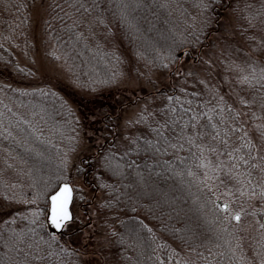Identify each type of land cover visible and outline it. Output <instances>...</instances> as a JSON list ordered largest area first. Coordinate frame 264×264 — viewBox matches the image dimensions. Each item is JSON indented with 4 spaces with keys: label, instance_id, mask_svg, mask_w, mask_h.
<instances>
[{
    "label": "snow or ice",
    "instance_id": "1",
    "mask_svg": "<svg viewBox=\"0 0 264 264\" xmlns=\"http://www.w3.org/2000/svg\"><path fill=\"white\" fill-rule=\"evenodd\" d=\"M108 5L104 7V0H60L59 3L51 0L47 5L48 14L44 24L46 29H51L47 36L54 37L57 45H63L64 40L54 35L57 29L61 30L69 44L82 41L88 51H95L99 60L110 69L109 72L101 73L98 67L92 65L94 73L99 76L93 79V73L87 74V80L82 85L86 88L96 84H115L123 76L120 71L123 57L119 52L105 49L98 39L94 46L89 47L88 36L96 37L94 25L99 23L107 26L104 14L111 7L118 9L121 23L133 27L127 3L113 4L112 0H108ZM32 6L29 0H16L15 4L9 0L5 10L11 9L17 15L10 18L9 35L3 37L4 40L14 41V33L26 36L27 27L35 26L30 11ZM160 7H169L168 0H162ZM201 7L207 8L208 5L202 3ZM250 9L252 5H245V19L251 27L258 17L264 16V0H261L256 10ZM41 14L37 10L36 15ZM49 21L58 24L53 27ZM21 28L24 30L20 31ZM51 55L59 59L55 51ZM96 58L93 57L94 60ZM174 59L171 50L166 57H156L164 68ZM206 63L211 65L212 61ZM224 65L225 75L219 84H209L204 80L189 81L203 84L204 88H182L178 90L179 94L173 90L171 94L163 96L159 107L154 98L139 96L137 103L139 100L145 102L124 121L122 139L125 143L116 144L114 151L110 150L102 157V167L114 175H122L125 168L140 167L131 160L132 155L143 156L144 163L150 168L161 162L165 165L178 162L182 166L177 168L178 175L186 172L205 188L224 186L226 196L230 198L217 197L211 200L213 208L217 210L213 222L220 221L214 233L215 241L201 239L199 235L189 232L187 240L180 237L181 248L172 247L158 238L149 225L136 217L138 227L129 228L124 234H115L118 242L127 245L128 252L125 255L133 260V264H264V57L260 60L227 59ZM176 75L181 76V73L177 72ZM185 75L192 76L193 73ZM145 79L150 80V77ZM76 83L81 84V81L77 80ZM224 84L227 85V91H222L221 85ZM41 95L45 93L41 92ZM51 95L57 94L52 92ZM61 104L67 107V102L62 98ZM39 111L44 113V107H40ZM12 115L27 125L37 139H43L29 120H24L19 113ZM32 115L36 116L37 113L33 112ZM2 117L3 113H0V127L4 123ZM40 122H44L43 116ZM16 127L20 125L17 123ZM0 136L24 148L25 154L31 151L43 155L27 139L15 137L9 128H4ZM5 151L8 153L4 159L5 168L0 169V215L3 216L0 219V248L5 251L0 264H67L63 257L73 255L75 249L62 245L56 232L45 231L46 226L64 229L75 218L72 205L78 188L64 173L68 167L67 153L60 161L61 167L56 175L44 176L42 183L30 175L29 183L25 184L15 178L7 179L11 173L16 176L25 173L23 168L9 163L14 149L9 146ZM164 155H171L172 160L156 159ZM20 163L26 164L27 160L22 157ZM28 171L31 173L32 169ZM237 192L239 199L235 194ZM211 195L215 196L216 193ZM38 201H43L42 207L38 206ZM233 203H244L247 211L245 207L234 208ZM13 205L17 207L9 212L8 209ZM248 215L253 218L254 233L238 235L239 223L242 217ZM233 220L237 224L230 227ZM18 221L23 222L24 226H14ZM145 230L147 236L142 235ZM41 232L45 234L41 235ZM245 236L252 241V247L244 246Z\"/></svg>",
    "mask_w": 264,
    "mask_h": 264
},
{
    "label": "trees",
    "instance_id": "2",
    "mask_svg": "<svg viewBox=\"0 0 264 264\" xmlns=\"http://www.w3.org/2000/svg\"><path fill=\"white\" fill-rule=\"evenodd\" d=\"M8 2L9 0H0V66L2 71L5 69L6 74L13 79L17 78V81L11 80L0 83V113H3L2 119L4 121L3 126L0 127V132H3L4 128H9L15 137L27 139L29 144H33L43 155H36L35 152L31 151L25 154L24 148L13 144L11 140L5 141L4 136H0V169L5 168L4 159L8 155L5 149L11 146L14 151L9 163L14 164L17 168H23L25 174L16 176L15 173H11L7 175V179L15 178L27 184L31 175L42 183L44 176L58 173L61 167L60 161L67 153L69 157L68 167L64 173L70 181L75 178L81 181L82 186L74 182L78 188L74 203L86 215L84 222L76 221L74 216L75 218L67 224L69 226L76 222L74 227L69 230L64 228L57 232L59 242L75 249V253H78V255L74 253L71 256H64L63 259L67 264H90L91 262V255L89 254L92 253L91 250H88L87 247L81 248L70 244L68 241L70 235L80 233V230L92 221L91 209L96 211L100 220L99 224L105 230V235L109 239L108 250L116 264H133V260L125 255L128 252L127 245L118 242V237L115 234H124L129 228L138 227L136 217L149 225L158 238L163 239L172 247L181 248L180 237L187 240V233L189 232L199 235L201 239L215 241L214 233L217 231V224L220 221L213 222V217L217 213L211 203V200L216 199L215 196L211 195L214 189L202 187L186 172L184 175H178L177 168L182 167L178 162H172L168 165L161 162L150 168L144 163L143 156L132 155L131 160L140 167L125 168L122 175H114L102 167L104 154L110 150L114 151L116 144L125 143L122 139L124 129L119 126L117 121L119 112H114L113 108L107 107L108 101L103 102L100 106V109H103V106L108 109L101 110L96 119V123L100 125L97 130H100L102 136L100 143L94 147L91 153L81 156L74 163L71 162L70 156L77 150L88 130V123L86 122L88 98L84 96L86 93L83 94L81 91L102 93L100 90H107V93L101 96L107 99L110 97L111 88L117 83L83 87V82L87 80V74L93 73V79L99 76L98 73H94L92 65L98 67L101 73L109 72L110 69L99 60L95 51H88L82 41L78 43L74 41L69 44L65 34L59 29L54 35H59L61 40H64V44L57 45L54 42V37L49 38L47 36V32H50L51 29H46L44 24L48 14L47 5L51 3V0H29L32 5L39 2L45 8L42 33L52 44L51 50L47 52L48 57L63 64L72 82L79 89L70 88V92L75 93V97L69 93L72 102L64 94V88L53 86L48 82L30 85L27 80H31L35 76V71L30 65V50L32 49L29 39L30 26L27 27L26 36H19L14 33V41L3 39L9 35L10 18H15L17 15L11 9L5 10ZM11 2L15 4L16 0H11ZM56 2L59 3L60 0H56ZM118 2L129 5L133 27L121 23L118 9L111 7L104 14L107 26L99 23L94 25L95 38L88 36L85 31V35L88 36L89 47L94 46L98 39L104 44L105 49H114L119 52L123 57V62L120 65L123 76L127 72L137 77H140L141 73L147 74L151 70L167 72L170 82L154 92L147 93L148 95L153 93L152 98L155 99L157 107H159L163 96L171 94L173 90H177V94H179L178 90L182 88L203 89L199 83L190 86L183 79L174 80V73L177 70L176 63L180 56L193 61L199 58L201 51L208 48L212 37L219 33L220 20L227 8L233 6L232 1L168 0L169 7L167 8L160 7L162 0H112L113 4ZM202 3H206L208 7H201ZM104 7H109L108 0H104ZM242 9L241 14L245 15V8ZM233 12H239L238 8H233ZM49 23H52L53 27L58 24V22L52 21ZM239 29L244 37L248 35L247 28L239 27ZM23 30V28L20 29V31ZM194 33L195 35H193ZM67 35L70 36L71 34ZM169 50L173 52L175 59L167 68H164L160 66L156 57L158 55L166 57ZM53 51L57 53L59 59L51 55ZM17 54L24 56L28 64L20 63L17 60ZM93 57L97 58L94 60ZM108 59L111 60V57L109 56ZM122 77H119V81ZM77 80L81 81V84H77ZM18 89L27 91H17ZM33 89L38 91H32ZM41 92L45 95H41ZM52 92L57 95L52 96ZM147 94L142 95L146 97ZM61 98L67 102V107L61 104ZM98 98L100 99V95ZM98 101H96L97 104ZM40 107H44V113L39 111ZM33 112H36L37 115L33 116ZM13 113H19L24 120H29L42 134L43 139H37L35 134L31 133V129L18 120L15 115H12ZM41 116H43V123L40 122ZM17 123L20 125L19 128L16 127ZM72 137L75 139H71ZM45 141H51V143ZM22 157L27 160L26 164L20 163ZM156 159L158 161H171L172 157L171 155H164ZM71 168L75 171L73 174ZM29 169H32L31 173H29ZM81 187L90 191L92 195L85 198ZM95 196L97 198H94ZM37 204L42 207L43 201H38ZM16 207L13 205L8 211L11 212ZM2 218L3 216L0 215V219ZM243 219L242 217L237 234L244 235L247 232L248 235H253L254 222L245 223ZM236 224L237 222L233 220L230 227ZM14 226L23 227L24 225L23 222L18 221ZM45 231L50 232L47 226ZM44 234L41 232V235ZM142 235L147 236L146 230ZM244 246L246 248L253 246L252 241L248 240L247 236H245ZM4 251L3 248H0V259L3 258Z\"/></svg>",
    "mask_w": 264,
    "mask_h": 264
},
{
    "label": "rangeland",
    "instance_id": "3",
    "mask_svg": "<svg viewBox=\"0 0 264 264\" xmlns=\"http://www.w3.org/2000/svg\"><path fill=\"white\" fill-rule=\"evenodd\" d=\"M231 1L233 6L231 5L229 9L227 8L226 12L222 16L219 23V33H216V35L212 37L208 48L201 51L199 58L193 61L183 56L179 57L176 63L177 70H175L174 73V80L183 79L190 86L195 83H189V81L195 80H204L209 84H219L222 77L225 75V60H250L251 58L260 60L264 57V23H261V20H264V16L258 17L254 25L250 27L245 19V15L241 14L243 11L242 8H245V5H252V9L250 10H256L261 0ZM235 6L238 8L239 12H233V8H236ZM37 10H39L42 14L37 16ZM31 12L32 19L35 21V26L29 27V39L32 44V49L30 50V65L35 71V76L31 80H27V82L30 85L48 82L53 86L64 88V94L72 101L69 93L74 97L75 93H71L70 88L77 89L78 87L72 82V79L63 64L60 61L51 60L47 55V52L51 50L52 44L42 33V22L45 18V8L42 4L37 2L32 6ZM239 27L247 28L246 31L248 35L246 37L242 35ZM251 37H255V39H252ZM254 45L255 47H253ZM17 60L22 64H28L26 58L21 54H17ZM208 60L212 61L211 65L206 63ZM177 72H180L181 76H177ZM188 72L193 73V75L186 76L185 74ZM145 77H150V80L145 79ZM11 80L17 81V78L13 79V77H9L6 74V70L4 69V71H2L0 66V83ZM168 82H170V77L167 72L151 70L148 71L147 74L141 75L140 77L127 72L121 80L111 88L109 92L111 93L110 97L107 99L105 97H101L102 94L105 95L107 93V90H100L102 93H87L86 91H81L83 94L86 93L84 96L88 98V114L86 121L88 123V130L86 131V136L80 142L77 150L70 156L71 162L74 163L78 161L81 156L91 153L94 150V147L100 143L102 136L100 134V130H97L100 125L96 123V119L101 110L111 107L114 112H119L117 121L119 126L124 129V121L138 110L140 104L145 102L144 100H139V103H137L136 97L144 93L147 94L149 92H154ZM136 85H138V87H136ZM134 87L135 91H133ZM201 87L204 88V85L201 84ZM221 88L222 91H227L226 84L221 85ZM151 94L153 95V93ZM99 95L100 99L98 98ZM145 98L152 97H150V94H147ZM96 101H98V104ZM103 102H107V107L103 106L104 108L100 109ZM74 172V169L71 168V173L73 174ZM71 182L74 185L76 183L79 186H82L81 181L77 178L73 179ZM81 188L82 194L85 198H89V196L92 195L91 192L86 190L84 187ZM213 189L216 193L215 198L219 197L221 199H230L226 196L224 186L217 185V187ZM235 194L239 199V193L237 192ZM97 196L94 198H97ZM233 206L234 208H246L244 203H233ZM72 211L76 217V221L80 220L84 222L86 220V215L83 210L75 203L72 205ZM91 213L93 214L92 221L81 229L80 233L70 235L68 237V241L70 244L72 243L73 245H77L81 248L87 247L88 250L92 251V253H89L91 255L90 264H116L114 258H112L111 253L108 250L109 239L105 235L104 228L99 224V217L93 209H91ZM243 218L245 223L253 222L251 215ZM76 224L77 223L74 222V224L67 226L66 229L69 230Z\"/></svg>",
    "mask_w": 264,
    "mask_h": 264
},
{
    "label": "water",
    "instance_id": "4",
    "mask_svg": "<svg viewBox=\"0 0 264 264\" xmlns=\"http://www.w3.org/2000/svg\"><path fill=\"white\" fill-rule=\"evenodd\" d=\"M48 229L50 232H56V233L61 231V229L58 230V229H55L54 227H48Z\"/></svg>",
    "mask_w": 264,
    "mask_h": 264
}]
</instances>
